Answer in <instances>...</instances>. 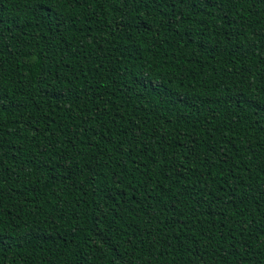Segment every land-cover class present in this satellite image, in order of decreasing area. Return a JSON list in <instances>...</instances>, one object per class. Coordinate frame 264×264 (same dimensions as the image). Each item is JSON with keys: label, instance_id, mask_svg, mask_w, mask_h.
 <instances>
[{"label": "trees", "instance_id": "trees-1", "mask_svg": "<svg viewBox=\"0 0 264 264\" xmlns=\"http://www.w3.org/2000/svg\"><path fill=\"white\" fill-rule=\"evenodd\" d=\"M0 264H264V0H0Z\"/></svg>", "mask_w": 264, "mask_h": 264}]
</instances>
